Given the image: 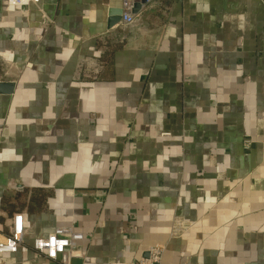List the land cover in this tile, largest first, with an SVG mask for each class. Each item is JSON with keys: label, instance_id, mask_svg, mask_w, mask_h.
I'll use <instances>...</instances> for the list:
<instances>
[{"label": "crops", "instance_id": "0c3cea01", "mask_svg": "<svg viewBox=\"0 0 264 264\" xmlns=\"http://www.w3.org/2000/svg\"><path fill=\"white\" fill-rule=\"evenodd\" d=\"M0 0V239L70 264H264V0Z\"/></svg>", "mask_w": 264, "mask_h": 264}, {"label": "built area", "instance_id": "2783aa9c", "mask_svg": "<svg viewBox=\"0 0 264 264\" xmlns=\"http://www.w3.org/2000/svg\"><path fill=\"white\" fill-rule=\"evenodd\" d=\"M154 0H121V21L132 23L136 17L134 9L137 5L144 8ZM23 217L21 214H14L12 228L8 235L0 239V264H5L2 254L26 251L28 247L23 243ZM81 234L71 227H56L52 232L43 237L32 239L31 247L48 260H56L62 264H70L71 258L80 254L77 241ZM166 250L165 244H154L148 248L146 257H141L135 264H161Z\"/></svg>", "mask_w": 264, "mask_h": 264}, {"label": "water", "instance_id": "95a60500", "mask_svg": "<svg viewBox=\"0 0 264 264\" xmlns=\"http://www.w3.org/2000/svg\"><path fill=\"white\" fill-rule=\"evenodd\" d=\"M139 10V5L134 9V12ZM12 88V83L0 82V93H9Z\"/></svg>", "mask_w": 264, "mask_h": 264}]
</instances>
